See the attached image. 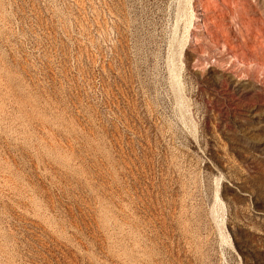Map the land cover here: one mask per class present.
Masks as SVG:
<instances>
[{
  "label": "rangeland",
  "instance_id": "1",
  "mask_svg": "<svg viewBox=\"0 0 264 264\" xmlns=\"http://www.w3.org/2000/svg\"><path fill=\"white\" fill-rule=\"evenodd\" d=\"M0 264H264V0H0Z\"/></svg>",
  "mask_w": 264,
  "mask_h": 264
}]
</instances>
